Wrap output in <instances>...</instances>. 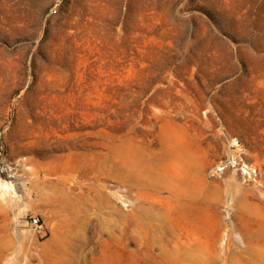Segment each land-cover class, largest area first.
I'll list each match as a JSON object with an SVG mask.
<instances>
[{"label":"rangeland","instance_id":"rangeland-1","mask_svg":"<svg viewBox=\"0 0 264 264\" xmlns=\"http://www.w3.org/2000/svg\"><path fill=\"white\" fill-rule=\"evenodd\" d=\"M0 184V264H264V0H0Z\"/></svg>","mask_w":264,"mask_h":264},{"label":"bare ground","instance_id":"bare-ground-1","mask_svg":"<svg viewBox=\"0 0 264 264\" xmlns=\"http://www.w3.org/2000/svg\"><path fill=\"white\" fill-rule=\"evenodd\" d=\"M11 187L8 185L0 184V193L7 192L10 196L16 195ZM194 264H200V262H195Z\"/></svg>","mask_w":264,"mask_h":264},{"label":"built area","instance_id":"built-area-1","mask_svg":"<svg viewBox=\"0 0 264 264\" xmlns=\"http://www.w3.org/2000/svg\"><path fill=\"white\" fill-rule=\"evenodd\" d=\"M29 224L33 228L40 227V222H39V219L38 218H31Z\"/></svg>","mask_w":264,"mask_h":264}]
</instances>
